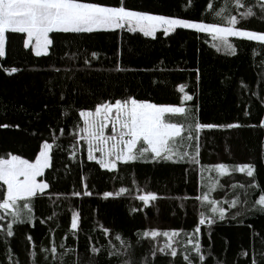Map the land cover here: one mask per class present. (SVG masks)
Returning <instances> with one entry per match:
<instances>
[{
	"label": "trees",
	"instance_id": "1",
	"mask_svg": "<svg viewBox=\"0 0 264 264\" xmlns=\"http://www.w3.org/2000/svg\"><path fill=\"white\" fill-rule=\"evenodd\" d=\"M83 2L120 4V0ZM242 2L254 5L256 15L241 17L246 8H237L230 0H123L131 10L205 23L218 22L215 11L227 4L237 16L236 27L264 31L258 0ZM49 37L53 43L47 54L37 56L30 45L25 48L26 34L6 33L5 54L0 57V124L9 125L0 127V155L34 160L45 140L56 139L51 166L42 177L50 187L33 199L34 219L15 224L11 237L5 234L8 218L0 221V264H57L50 252L43 251L52 246L65 252L68 264H187L183 257L191 245L177 239L173 246L178 254L173 257L168 250L159 251L164 247L160 239L143 233L170 229L188 234L196 227L200 231L195 239L206 264L259 261L264 253V212L254 209L253 201L264 194V127L260 126L264 43L229 37L235 51L217 50L209 33L186 28L167 36L157 30L155 37L126 28L54 32ZM13 67L18 71L11 73ZM185 93L193 100L182 104ZM129 96L185 106L194 110L192 116L200 123L218 125L200 131L198 162L146 156L107 170L89 161L86 144L74 140V125L82 126L79 110H94L97 103ZM169 121L183 123L184 116L171 114ZM228 124L240 126L228 128ZM196 143L178 150L194 153ZM217 164H225L228 172L220 176L214 169ZM242 164L254 166L253 177L234 170ZM210 180L219 182L210 199L227 211L223 219L215 216L213 223L200 225L201 213L209 216L211 208L197 197L208 191ZM253 181L259 187H253ZM85 184L89 196L83 195ZM121 188L125 192L116 195ZM104 192L113 195L105 198ZM147 192L157 199L146 205L138 197ZM237 196L241 203L229 207ZM73 212L79 215L75 233L70 228ZM92 247L100 251L93 254Z\"/></svg>",
	"mask_w": 264,
	"mask_h": 264
},
{
	"label": "snow or ice",
	"instance_id": "2",
	"mask_svg": "<svg viewBox=\"0 0 264 264\" xmlns=\"http://www.w3.org/2000/svg\"><path fill=\"white\" fill-rule=\"evenodd\" d=\"M230 2L237 8H246V11L240 13L241 17L256 15L253 11L254 5H247L242 0H230ZM258 4L261 12L264 13V0H258ZM209 7L213 6L209 5ZM215 15L220 18L218 22L205 23L175 16L152 14L147 11L131 10L124 6L123 0H120L119 6H106L101 3L83 2V0H0V57L5 54L6 33L9 32L26 34L24 46L27 48L32 44L33 51L37 56L47 54L49 46L53 43L49 37L50 33H92L100 29L116 30L124 27L132 32L138 30L146 37H155L158 29H162L165 36L176 28L195 29L199 32L209 33L216 41L214 46L217 50L224 48L229 52L235 51L233 44L229 42V37H243L250 41L264 43V31H248L236 27L237 16L231 13L227 4L219 11H215ZM261 18L264 19V16ZM92 55L95 56V53ZM17 71L18 69L15 67L10 69L11 73ZM180 91L184 92L183 86L180 87ZM61 98L63 99V97ZM192 100L193 96L185 93L182 104ZM193 111L185 106L156 104L147 100H137L131 96L115 99L114 102L104 101L97 103L94 110H79L78 115L82 120V126L74 125V128L77 129L74 140L76 144L81 142L86 144L89 161H96L100 168L107 170H115L118 163L132 162L146 156H150L153 160H172L174 157L181 160L188 158L196 163L198 162L200 131L218 127V125L200 123L192 116ZM171 114L183 115L184 122H170L169 115ZM239 126V124L226 125L228 128ZM260 126L264 127V119L260 120ZM0 127L6 128L9 125L0 124ZM109 127L111 134H106L105 130ZM185 140L187 145L184 143ZM193 141L197 142L194 153H190L188 150H178V148H191ZM55 144V138L51 143L45 140L40 145L34 160L11 153L0 155V189H3L0 192V211L5 213V215H0V221L8 218L5 229L7 237L14 235L13 226L15 224L31 222L34 219L32 201L38 196L45 195L46 190L50 187L42 177L45 175V169L51 166V153ZM73 149H75V144ZM97 153H99L98 156ZM71 154L75 158L74 150ZM214 169L220 176L228 172L225 164H217ZM234 170L241 173L246 172L248 177L254 176L252 164H242L236 166ZM217 186H219L218 180L215 182L210 180L206 185L208 191L204 192L201 197H197L202 204L206 202L207 206L211 208V215L206 216L203 212L201 213L200 225L213 223L215 216L220 219L225 217L227 209L221 206L218 200L209 197L210 192ZM252 186L259 187L255 181ZM124 192L125 189L121 188L116 195ZM91 194L85 184L83 195ZM72 195L78 197L81 192H73ZM112 195L111 192L103 193L105 198ZM138 198L147 205L150 201L157 199V196L153 192H147L139 195ZM226 203L228 202L226 201ZM240 203L237 196L231 200L229 207L234 208ZM253 208L264 212V194L259 195L258 199L253 201ZM78 223L79 215L73 212L70 228L74 233L78 229ZM104 231L107 233L108 229H104ZM199 231L200 228L196 227L192 238L187 240V244L191 245V249L186 250L188 254L183 257L187 264H206L201 244L195 239V234ZM160 234L157 230L143 233L144 236L153 238ZM163 235L168 237V241L159 251L168 250L170 255L175 257L178 253L173 246L172 238L179 233L166 231ZM28 239L31 240V237ZM116 240H121V237L116 236ZM43 251L50 252L57 264H61V262L68 264L65 252L61 250L58 253L56 246ZM71 251L68 252V255H71ZM90 251L97 254L100 250L92 247ZM117 254L110 253V255ZM8 255L11 258L10 252ZM243 255H247V253H243ZM260 256L261 259L259 261L253 259L252 264H264V253H261ZM12 264H18V262L13 261ZM123 264H130V262L123 261Z\"/></svg>",
	"mask_w": 264,
	"mask_h": 264
},
{
	"label": "rangeland",
	"instance_id": "3",
	"mask_svg": "<svg viewBox=\"0 0 264 264\" xmlns=\"http://www.w3.org/2000/svg\"><path fill=\"white\" fill-rule=\"evenodd\" d=\"M128 29L127 27H124V28H121V29ZM158 30H162V29H158ZM138 31V30H137ZM249 31V30H248ZM162 32H163V30H162ZM33 44H34V41H33ZM30 46L32 47V49H33V45L32 44H30ZM153 103V102H152ZM105 132H106V134H111V128L109 127V128H107L106 130H105ZM97 156L99 155V153H97L96 154ZM39 179V178H38ZM209 208H210V206H209ZM169 232V233H171L172 232V230H170V229H166V230H163V231H158L159 233H161L160 235H158L157 237H155V238H158V239H160L162 242H163V244L165 245L166 244V242L168 241V237H165L164 235H163V233L164 232ZM192 236H193V232L192 233H181V234H179V235H177V236H175V237H173L172 238V241H173V243L174 242H176L177 241V239H180V242H184V243H187V240L189 239V238H192ZM163 245V246H164Z\"/></svg>",
	"mask_w": 264,
	"mask_h": 264
}]
</instances>
